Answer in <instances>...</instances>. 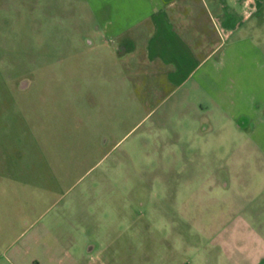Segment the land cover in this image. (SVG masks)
I'll return each mask as SVG.
<instances>
[{"label":"rangeland","instance_id":"1","mask_svg":"<svg viewBox=\"0 0 264 264\" xmlns=\"http://www.w3.org/2000/svg\"><path fill=\"white\" fill-rule=\"evenodd\" d=\"M110 1L0 0V264H229L213 235L261 197L264 107L220 54L108 39Z\"/></svg>","mask_w":264,"mask_h":264},{"label":"crops","instance_id":"2","mask_svg":"<svg viewBox=\"0 0 264 264\" xmlns=\"http://www.w3.org/2000/svg\"><path fill=\"white\" fill-rule=\"evenodd\" d=\"M107 7L116 18L107 24L108 39L120 38L135 30L138 35L133 33L130 38L136 43L137 40H165L170 46L167 57L178 62L180 68L183 62L187 66L190 58L205 56L206 52L205 60L220 54L221 60L229 63V71H215L214 77H219L215 81L227 78L229 90L234 87L235 93L245 92V101L237 104L243 105L242 108L264 107V49L261 47L264 40L260 36L263 28L259 27L264 22V0H112ZM205 11L219 16L225 29L223 36L205 27ZM254 17L258 18L256 25L252 24ZM154 31L163 32L164 38L151 37ZM145 32L149 33L148 39H141ZM160 52L157 47L148 49L149 55H160ZM235 109L232 110L235 118L246 113ZM259 138L263 140L264 136ZM220 184L226 189L231 186L230 182ZM260 195L250 199L249 207L235 211L228 218L230 223L222 225L213 235L220 238L219 258L226 255L229 264H264V186Z\"/></svg>","mask_w":264,"mask_h":264},{"label":"water","instance_id":"3","mask_svg":"<svg viewBox=\"0 0 264 264\" xmlns=\"http://www.w3.org/2000/svg\"><path fill=\"white\" fill-rule=\"evenodd\" d=\"M93 249H94V247H93V246H92V247H90V249H89V252H91Z\"/></svg>","mask_w":264,"mask_h":264}]
</instances>
